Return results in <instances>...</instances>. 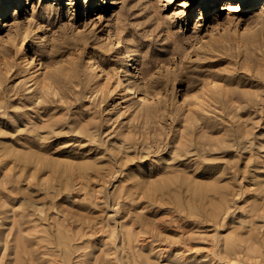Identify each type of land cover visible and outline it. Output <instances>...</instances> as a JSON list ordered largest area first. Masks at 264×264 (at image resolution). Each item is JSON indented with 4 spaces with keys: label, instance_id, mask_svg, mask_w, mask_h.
Instances as JSON below:
<instances>
[{
    "label": "rangeland",
    "instance_id": "374dc122",
    "mask_svg": "<svg viewBox=\"0 0 264 264\" xmlns=\"http://www.w3.org/2000/svg\"><path fill=\"white\" fill-rule=\"evenodd\" d=\"M225 1L0 0V264H264V0ZM118 50L148 101L87 80Z\"/></svg>",
    "mask_w": 264,
    "mask_h": 264
},
{
    "label": "bare ground",
    "instance_id": "6f19581e",
    "mask_svg": "<svg viewBox=\"0 0 264 264\" xmlns=\"http://www.w3.org/2000/svg\"><path fill=\"white\" fill-rule=\"evenodd\" d=\"M222 7L227 10L226 16H228V18H231L234 13H236L235 11L240 10V2L226 0ZM26 38L27 34L19 38L16 43L18 44V46L16 47L17 51H23L19 63L26 69L32 70V73L35 76H40L41 90L44 93L48 94L52 89L51 81L49 79L50 77L47 76V74L45 75L46 71L41 69V65H46V63L42 60L41 57H37L33 51H24V48L29 45V43L27 42V40L29 39ZM115 43V46L119 45V39L116 37ZM76 49L77 48L73 46L72 51L68 54L69 56L61 60L62 62H64V68L66 72L71 73L76 69L79 58V53ZM124 53V51L118 50V53H116V57L123 58L125 60V64L124 62H122L120 66L115 67H105L101 59L97 57V54L93 52L89 53V64L84 67L86 70L87 80L93 81V83L96 86H99V88L103 90V92L107 95H113L117 93L119 97L129 99L131 93L137 92L138 100L148 101V94L145 91H142L140 89L138 90L135 79H128L130 74L135 75V71L133 62L128 59ZM33 84V87H27L28 91L31 92L36 87H38L37 83L34 82ZM212 87L214 89H217L218 85L213 83Z\"/></svg>",
    "mask_w": 264,
    "mask_h": 264
}]
</instances>
